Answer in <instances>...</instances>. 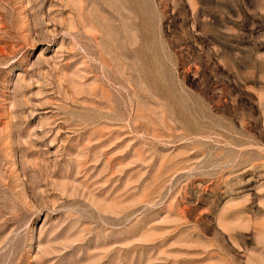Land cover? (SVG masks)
I'll return each mask as SVG.
<instances>
[{"label":"rangeland","instance_id":"1","mask_svg":"<svg viewBox=\"0 0 264 264\" xmlns=\"http://www.w3.org/2000/svg\"><path fill=\"white\" fill-rule=\"evenodd\" d=\"M0 264H264V0H0Z\"/></svg>","mask_w":264,"mask_h":264}]
</instances>
